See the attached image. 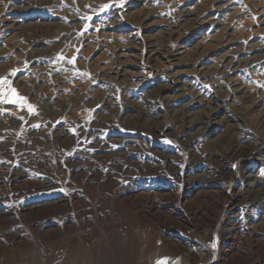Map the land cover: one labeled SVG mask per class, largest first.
I'll use <instances>...</instances> for the list:
<instances>
[{
  "label": "rangeland",
  "instance_id": "obj_1",
  "mask_svg": "<svg viewBox=\"0 0 264 264\" xmlns=\"http://www.w3.org/2000/svg\"><path fill=\"white\" fill-rule=\"evenodd\" d=\"M0 78V264H264V0H0Z\"/></svg>",
  "mask_w": 264,
  "mask_h": 264
},
{
  "label": "snow or ice",
  "instance_id": "obj_2",
  "mask_svg": "<svg viewBox=\"0 0 264 264\" xmlns=\"http://www.w3.org/2000/svg\"><path fill=\"white\" fill-rule=\"evenodd\" d=\"M109 4H105L101 7V11H104L105 9L109 8ZM88 20H92V17H87ZM70 63H74V61H69ZM17 74L16 71H12L11 75L15 76ZM10 82L6 78H0V88H2L4 85L9 84ZM261 87H264V85H261ZM27 98L19 96L16 89L14 87H10L8 94L0 96V103H10V104H19V106L23 107L26 104ZM23 102V103H21ZM29 111H34L33 106L31 104H26ZM38 127V125H37ZM215 247V245H213Z\"/></svg>",
  "mask_w": 264,
  "mask_h": 264
},
{
  "label": "bare ground",
  "instance_id": "obj_3",
  "mask_svg": "<svg viewBox=\"0 0 264 264\" xmlns=\"http://www.w3.org/2000/svg\"><path fill=\"white\" fill-rule=\"evenodd\" d=\"M223 71V70H222ZM226 74V73H225Z\"/></svg>",
  "mask_w": 264,
  "mask_h": 264
}]
</instances>
